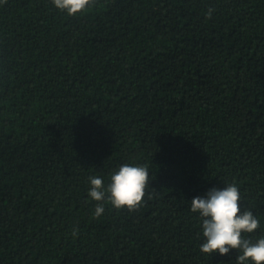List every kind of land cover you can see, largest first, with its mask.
<instances>
[{
  "label": "trees",
  "instance_id": "16d2710c",
  "mask_svg": "<svg viewBox=\"0 0 264 264\" xmlns=\"http://www.w3.org/2000/svg\"><path fill=\"white\" fill-rule=\"evenodd\" d=\"M210 8L215 9L211 19ZM152 199L105 198L123 164ZM235 182L264 238V0H0V264H236L191 201ZM78 230L73 235V230Z\"/></svg>",
  "mask_w": 264,
  "mask_h": 264
},
{
  "label": "clouds",
  "instance_id": "9594fccd",
  "mask_svg": "<svg viewBox=\"0 0 264 264\" xmlns=\"http://www.w3.org/2000/svg\"><path fill=\"white\" fill-rule=\"evenodd\" d=\"M7 0H3L6 3ZM52 5L68 16L83 13L95 4V0H51ZM215 9L210 8L207 18L211 19ZM88 196L97 202L94 216L99 218L105 211L104 202L116 210L127 209L129 212L144 206L145 197L151 200V185L147 165L123 164L110 176L105 187L99 175L89 177ZM153 192L156 190L151 188ZM240 189L235 182L223 188H212L203 197L197 196L191 201V212L198 213L202 221L204 242L200 245L203 254L211 256L218 253L228 255L233 250L238 252L236 264H264V238L253 242L242 238V233L255 232L260 224L252 211L241 209ZM78 230H73L76 235Z\"/></svg>",
  "mask_w": 264,
  "mask_h": 264
}]
</instances>
